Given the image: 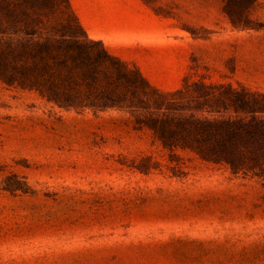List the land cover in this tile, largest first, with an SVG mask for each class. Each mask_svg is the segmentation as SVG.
<instances>
[{
	"label": "rangeland",
	"instance_id": "rangeland-1",
	"mask_svg": "<svg viewBox=\"0 0 264 264\" xmlns=\"http://www.w3.org/2000/svg\"><path fill=\"white\" fill-rule=\"evenodd\" d=\"M68 1L86 35L158 91L188 79L264 94V0H227L244 28L231 25L225 0ZM180 158L174 167L149 134L119 114L60 111L0 83V209L9 204L4 196L27 194L192 206L152 215L179 225L138 231L168 264H264L261 187Z\"/></svg>",
	"mask_w": 264,
	"mask_h": 264
},
{
	"label": "trees",
	"instance_id": "trees-1",
	"mask_svg": "<svg viewBox=\"0 0 264 264\" xmlns=\"http://www.w3.org/2000/svg\"><path fill=\"white\" fill-rule=\"evenodd\" d=\"M225 2L231 25L244 28ZM0 83L60 111L119 114L174 167L190 155L256 182L264 199V94L188 79L158 91L86 35L68 0H0Z\"/></svg>",
	"mask_w": 264,
	"mask_h": 264
},
{
	"label": "crops",
	"instance_id": "crops-1",
	"mask_svg": "<svg viewBox=\"0 0 264 264\" xmlns=\"http://www.w3.org/2000/svg\"><path fill=\"white\" fill-rule=\"evenodd\" d=\"M4 198L9 204L0 209V264H168L167 256L157 255L151 240L138 231L182 223L181 219L152 215L185 208L193 211L192 206L169 203L95 199L111 198L108 196L27 194ZM209 208L217 211V205ZM191 222V218L184 221Z\"/></svg>",
	"mask_w": 264,
	"mask_h": 264
}]
</instances>
